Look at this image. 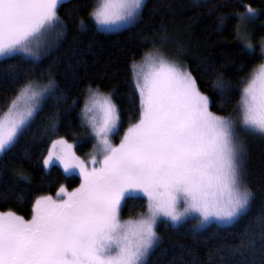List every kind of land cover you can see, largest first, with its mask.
Segmentation results:
<instances>
[{"label":"snow or ice","instance_id":"1","mask_svg":"<svg viewBox=\"0 0 264 264\" xmlns=\"http://www.w3.org/2000/svg\"><path fill=\"white\" fill-rule=\"evenodd\" d=\"M63 2L0 0V87L13 90L0 115V154L10 153L33 125L39 127L40 117L39 140H50L43 167L58 164L65 173L78 171L80 180L71 190L61 184L55 198L36 197L30 219L0 212V264H146L160 242L162 218L173 225L192 219L199 230L212 222L231 225L244 216L254 194L244 179L247 149L241 133L264 136V63L240 77L239 89L214 71L215 79L201 90L198 77L182 61L159 48L144 53L142 63L131 66L138 118L114 143L122 123L114 91L89 84L82 97L68 104L56 79L58 69L43 66L67 32L59 13ZM241 6L243 11L219 15L217 27L234 20L241 54L251 57L256 47L251 26L264 9ZM144 8V0H102L88 17L97 27H131ZM79 26L86 28L83 18ZM157 27V39L167 40L168 26ZM259 48L264 58V37ZM237 90L232 110L226 115L212 111L214 106L227 109ZM81 99L78 118L85 136L69 142L57 134L61 117ZM87 139L95 141L93 152L82 158L75 149ZM24 158L30 162V153ZM13 172L14 178L30 179L22 164ZM3 177L0 172V181ZM137 193L146 198L144 211L122 219L123 208ZM257 244L264 248V216L258 230L246 228L236 243L217 251L239 255Z\"/></svg>","mask_w":264,"mask_h":264},{"label":"trees","instance_id":"2","mask_svg":"<svg viewBox=\"0 0 264 264\" xmlns=\"http://www.w3.org/2000/svg\"><path fill=\"white\" fill-rule=\"evenodd\" d=\"M142 19L131 27L117 31H101L88 12L95 5V0H65L59 13L68 24L66 35L43 66L52 64L60 88L68 97V104L73 98L82 97L89 84L100 85L102 91H114L113 99L121 111L122 123L119 127L123 134L129 123L135 122L139 114V97L133 86L131 66L143 58L144 53L164 44L157 39L161 31L157 26H168V39L174 41L176 52L173 58L182 61L193 75L198 77L201 90L207 88L208 81L215 79V72H223L225 78L239 89L240 77L258 67L264 58L260 56L257 38L264 37V25L254 26L256 36L255 55H242L238 41L232 30V20L220 29L218 16L233 11H243L242 4L251 3L253 7L264 9V0H145ZM198 3L199 6H193ZM83 18L85 29L79 26ZM264 21V16L259 18ZM257 24V23H255ZM257 41V42H256ZM13 90L0 87V115L6 106V97ZM239 91L233 95L231 104L223 112L217 107L212 111L226 115L235 107ZM52 102L49 101V104ZM83 105L81 99L72 110L61 117L58 135L65 136L70 142L77 137H84L78 113ZM50 109L45 107V112ZM46 122V118L44 120ZM37 127L33 125L19 143L7 155L0 154V172L4 173L0 181V212L9 211L30 219L32 204L36 197L57 195V189L64 184L68 190L79 185V176L65 173L54 165L49 170L43 167V155L49 141L40 142L39 137L44 124L37 118ZM55 138V137H52ZM92 148L90 139L77 146L80 155ZM30 153V162L24 158ZM30 177L29 180L14 178L13 169L20 165ZM244 179L253 192L249 211L231 225L221 226L215 223L205 228L194 230V220H188L178 226L160 222L157 231L160 242L152 250L146 264H264V248L259 244L253 250L239 255L227 251H217L221 246H230L238 241L248 227L258 230L259 218L264 216V136L255 134L248 144V154L244 165ZM8 189L5 194V189ZM142 197L129 199L122 215L134 218L144 208Z\"/></svg>","mask_w":264,"mask_h":264},{"label":"rangeland","instance_id":"3","mask_svg":"<svg viewBox=\"0 0 264 264\" xmlns=\"http://www.w3.org/2000/svg\"><path fill=\"white\" fill-rule=\"evenodd\" d=\"M144 2H145V0H144ZM99 3H102V0H95V5H98ZM261 23V21L258 19L255 23H257V24H254V25H252L251 26V30L253 31V33H254V37L256 36V34H255V31L253 30V28H254V26H256V25H258L259 26V24ZM262 25V24H261ZM97 27V26H96ZM99 30H101V31H117V30H120V29H123V28H125V27H121V28H110V29H106V28H103V27H97ZM254 37H253V43L255 42V40H254ZM259 40H260V38H257V43H258V48H259ZM255 44V43H254ZM156 48H159V49H161V51L165 54V55H167V56H169V57H171V58H173V55H174V53L176 52V45H175V43H174V41H172V40H166L165 42H164V44H162V45H159V46H157V47H155L154 49H156ZM154 49H152V50H150V51H153ZM260 49V48H259ZM150 51H148V52H150ZM174 59V58H173ZM142 60H143V58L142 59H140V60H138V61H135V63L136 64H140V63H142ZM262 63H264V60H263V62ZM261 64V63H260ZM259 64V65H260ZM258 65V66H259ZM257 69H258V67H256ZM255 134H258V133H253V132H243V133H241V139L244 141V143H245V145H246V149H247V153H246V156H245V161H246V158H247V154H248V144H249V142L251 141V138H252V136L253 135H255ZM123 134H120V132L118 131L113 137H112V140H113V142L114 143H119V137L120 136H122ZM91 140V139H90ZM70 142V141H69ZM91 142H92V148L89 150V151H87V153L86 154H83V155H80L79 153H78V151H77V146L79 145V144H81V143H78L77 144V146H76V152H77V155H80L82 158H86L87 156H88V154L89 153H92L93 152V144L95 143V141L94 140H91ZM55 165H58V164H55ZM52 166H54V165H51V166H49L48 168H46L47 170H49ZM58 166H60V165H58ZM91 166V165H90ZM61 168H62V166H60ZM63 169V168H62ZM68 174H76V175H78L79 176V173H78V171L77 172H75V173H68ZM136 195V197H142V194H140V193H137V194H135ZM57 196V195H56ZM55 196V197H56ZM54 197V198H55ZM142 198H144V197H142ZM145 200H146V198H144ZM135 218V217H134ZM122 219H129V218H125V217H123V215H122ZM188 220H192V219H188ZM188 220H186V221H188ZM162 221H164V219L162 218L161 219V222ZM186 221H184V222H186ZM184 222H181V223H179V224H176V225H174V226H178V225H180V224H182V223H184ZM194 222L196 223V221L194 220ZM167 223H170V224H172L170 221L169 222H167ZM212 223H215V222H212ZM212 223H209L208 225H210V224H212ZM215 224H217V223H215ZM173 225V224H172ZM208 225H206L205 227H207ZM219 225V224H218ZM221 226H226V225H221ZM205 227H203V228H205ZM152 252V251H151ZM151 252H150V254H151ZM149 254V255H150ZM149 257V256H148ZM147 257V258H148Z\"/></svg>","mask_w":264,"mask_h":264}]
</instances>
